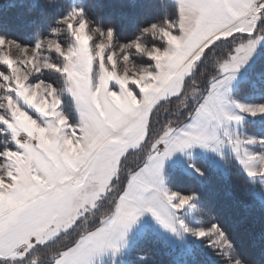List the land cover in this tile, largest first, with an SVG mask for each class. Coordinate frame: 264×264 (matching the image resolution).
Segmentation results:
<instances>
[{
  "label": "trees",
  "instance_id": "1",
  "mask_svg": "<svg viewBox=\"0 0 264 264\" xmlns=\"http://www.w3.org/2000/svg\"><path fill=\"white\" fill-rule=\"evenodd\" d=\"M69 4H84L90 17L116 25L125 40L133 38L140 27L175 15L171 8H175L174 4L170 5L166 0H0V36L32 44L54 28H63L60 20ZM262 29L264 23H259L255 35ZM243 35L236 33L213 41L210 45L215 46L195 63L196 68L183 81L180 93L160 102L153 109L145 140L140 149L126 154L121 175L113 181L116 191L110 198L119 196L127 186L131 173L144 165L154 152L158 135L160 138L170 125L178 128L191 119L211 91L213 81L221 76L217 67L233 54L238 44L245 41ZM233 96L264 104V45L258 46V55L238 82ZM246 116L243 135L257 137L259 142L253 147L264 149V114ZM4 144L9 148L14 146L12 142ZM226 158L227 164L217 167L206 156L188 157L184 163L194 164L196 170L190 172L182 163L168 166L164 173L165 182L170 189L195 197L192 204L200 219L187 218L189 228L207 229L218 225L235 242L242 258L252 264H264V177L262 182L251 179L235 159ZM112 203L111 199L104 201L86 221L61 232L51 241L37 245L21 258H7L6 264H20L29 255V264L53 262L85 234L101 226L103 217L112 212ZM190 235L186 244L172 245L148 228L134 241L128 250V260L122 264H221L206 239L198 240ZM142 254H146L147 258L140 259ZM0 264L5 262L0 261Z\"/></svg>",
  "mask_w": 264,
  "mask_h": 264
},
{
  "label": "clouds",
  "instance_id": "2",
  "mask_svg": "<svg viewBox=\"0 0 264 264\" xmlns=\"http://www.w3.org/2000/svg\"><path fill=\"white\" fill-rule=\"evenodd\" d=\"M173 3L174 16L140 27L138 33L127 40L121 38L116 25L105 24L102 20L90 17L84 4L75 6L69 4L60 20V23L67 26V31L73 39V43L67 49H64L58 40H50L47 37L43 41H38L34 48L18 41H9L19 49L14 61H5L10 66L15 65L11 67V72L15 75L19 94L26 102L30 101L33 89H43L47 93L45 100L51 97L50 102L41 103L37 108L45 115L48 112L53 113L52 118L46 120L44 124L37 125L31 121L25 124L23 122L25 114L19 111L13 113V119L19 117V126L27 133L19 143L26 162L24 168L28 170L29 176H32V173L43 174V163L47 161L58 169L57 180L60 184L72 185L71 191L78 200L88 201L103 188L106 176L98 174L99 164L86 181L75 180L79 165L95 159L92 151L93 122L97 119L102 121L109 119V117L101 119L99 116L95 101L101 97L96 93H102L103 99L108 100L109 84L112 80H118L122 84L124 95H127L126 86L134 84L141 89L142 98L148 100L158 95L161 90L174 87L179 82V77L174 75L178 69L172 57L188 52L196 55L192 37L200 27V16L193 7L192 0H173ZM254 21L255 17L251 21L241 23L254 27ZM59 31L60 29L56 28L52 30L53 34ZM148 37L152 40H163L164 47L161 48L155 43L149 44ZM2 42L3 39L0 38V43ZM41 44L50 52L54 51L61 55L64 63L57 64L48 57L37 55ZM138 58H143L148 63H138ZM32 60L35 63H32ZM45 70L55 71L64 77L63 87L58 89L53 83L42 79L36 83L30 82L29 78L33 73ZM154 80L156 86L144 91L143 86L152 85ZM65 96L72 103L71 112L64 109ZM144 107L146 105L133 108L132 111L140 112ZM112 110L118 109L113 106ZM106 147L107 151L115 153L119 151L120 145L107 142ZM3 167L5 165H0V168ZM248 175L251 176L249 172ZM261 176L264 177V174ZM19 190L20 185L11 190L5 189L13 198ZM154 194V191H150L146 196L152 197ZM123 197L124 195L120 196L112 213L103 219L102 227L96 230L99 232L104 229L103 241L115 245L114 248L117 245L123 246L129 230L122 224L113 223ZM128 203L137 206L138 202L130 199ZM158 203L159 200L153 201L154 205ZM178 229L184 232L191 231L198 239H206L220 258L221 264H252L238 254L235 242L218 225L214 224L207 229H193L183 220H179ZM200 232H204L205 235H199ZM146 258V254L140 256V259ZM30 259L31 255L20 264H29ZM58 262L59 260L56 264ZM112 264H116V260H113Z\"/></svg>",
  "mask_w": 264,
  "mask_h": 264
},
{
  "label": "rangeland",
  "instance_id": "3",
  "mask_svg": "<svg viewBox=\"0 0 264 264\" xmlns=\"http://www.w3.org/2000/svg\"><path fill=\"white\" fill-rule=\"evenodd\" d=\"M160 1H165V0H160ZM166 1L169 2L170 5H172L171 3H173V1L171 0H166ZM258 2L264 3V0H259ZM171 8L174 9L175 11V8L173 7ZM159 18L161 19V16ZM163 20L164 19H162L161 21ZM62 26L63 28L58 33L53 34L51 30L47 35L39 38L36 42L26 45H29L34 48L35 44L38 41H43L44 38L47 37L50 40H58L59 43L63 46V48L67 49L69 45L73 43V39L71 34L67 31V26L64 25L63 23ZM256 30L257 29L255 28V31ZM66 31H67V35H66ZM231 35L233 34H227L222 37H229ZM262 36H264V30L257 35V37H262ZM0 38L3 39V42L0 43V126L3 125V127H0V165H5V167L0 168V182L2 183V186H6L4 189L11 190L15 188L17 185L21 184V172L19 171V169L24 168V164L26 162L23 156V149L20 148L19 142L23 141L25 135H27L25 130L20 128L19 126L18 123L19 117L13 119V113L19 111L20 113L25 114L23 120L25 124H28L29 121H31L32 123L37 125L44 124L46 120H50L53 116V113L48 112L45 115L44 113L37 110V108L40 106L41 103H48L51 100V97H48L47 100L44 99L47 96V93L43 89H33L30 95L29 102H26L24 97L19 94V90L17 88V82L15 80V75L11 72V67H14L15 65L10 66L9 63L5 62V61H14L16 59V54L19 51V49H16L11 43H9V41L12 40L18 41V40L5 36H0ZM147 39L149 44L155 43L161 48L164 47L163 40H152L150 37H148ZM245 42L246 41H243V43ZM241 44L242 42L238 44L236 48H238ZM259 45H264V40L258 43L249 61L245 65L241 66L239 70L229 67L227 71H224L221 66L225 63V61L221 63L220 66L217 67V71L221 76L217 77L212 83L213 90L212 92L209 91V93L211 94L209 95L211 101L208 102L206 105H203L202 103L199 107L203 109L201 112L209 111L207 109L214 111L212 115L215 117L217 113L226 111L229 113L241 115L243 117V120L241 122H237L234 119L230 121L224 120L221 123L218 119H216L218 123H216V125L214 124L213 128L210 129V131H207L204 138L201 139L199 142H197L196 148L190 152L189 157H194L200 154L211 159L215 166L224 167L227 164L226 157L230 156L232 159H235L238 162L240 167L248 175V170L244 167V165L240 163L239 159L236 156V152L234 150V142L239 141L240 142L239 147L242 153L244 150H246L250 155L255 156V159L252 162L253 166L255 168L264 167V160L261 159V157L264 156V149L260 150L253 147V145H256L259 142V139L255 136L245 137L242 131L243 121L246 119L247 117L246 115H251V116L254 115H252L251 113L241 112L240 108L238 107V105L240 104H245L250 106H258L262 104H257L255 102L239 99L233 96V91L238 85V82L240 81V79L243 78L246 69L251 65V62L258 55ZM37 55L48 57L52 62L57 64L64 63L63 57L61 55H59L54 51L50 52L43 44H41V48L37 51ZM178 55L179 54L175 56ZM192 57L193 56L189 57L190 59L188 58L186 59V61L191 60ZM29 59H31V57H29ZM32 63H35V61L32 60ZM138 63H148V61H146L143 58H138ZM195 68H196L195 65L191 66V72L188 76L183 78L182 85H183V81L191 75V73L195 70ZM95 70L96 69L94 68L93 71ZM41 79L53 83L58 89L63 87L64 77H62L59 73L55 71L45 70L40 73H33V75L29 78L30 82L32 83H36ZM150 86L151 85H144L143 89H148L150 88ZM155 86H156V81L154 87ZM126 87H127V93H129L134 100H137L136 95L141 94V89L134 84H129ZM109 92H110V96L109 99L106 101L103 99L102 93L100 92L96 93L97 96L101 97V99H97L95 101L96 108L99 109L101 112L100 116H102L105 113L106 104L113 102V93L115 95L123 93L121 82L118 80H112L109 84ZM64 99H65V104H64L65 111L71 112L72 103L70 99L67 98V96H65ZM166 99L167 98H164L163 100L157 102L156 105L153 106V108L151 109L150 115L153 109L160 102ZM176 129H177L176 126L170 125L163 131V134L161 135L160 138L159 135L157 136V141L155 140V145L157 144L158 145L155 146L154 148L155 152H159L164 149L163 145H160V143L163 140L166 142L168 136L171 135L174 131H176ZM145 137L143 140H145ZM252 138H255L256 141L255 143H249L250 139ZM203 141L207 142L208 147L202 146ZM6 142L7 143L12 142V145L14 146L13 147L11 146L12 148H9L8 146H6V144H4ZM140 148H141V144L137 148L136 147L129 148L121 155H115L116 157L113 158L112 166H117L116 170L112 173L109 172L106 175V180L104 181L103 189L102 190L100 189L92 199L88 201H84L82 199L81 200L75 199V201L72 204L73 205L72 207L70 208L68 207L67 209L66 208L64 209L63 204H65L66 197H63L59 201H57L54 205H52V207L47 212L43 213V215L46 218V222L41 225V228H39L38 230H32L33 233L28 238L27 242H24L26 234L23 236L21 235L17 236L16 238L17 243L9 246L10 254L7 257L15 258V259L21 258L28 251L35 249L37 245L55 239L61 232H65L66 230L71 229L77 224L86 221L96 211V209L106 200L111 199V201H113V203L111 204L112 206L111 211H113L116 202L120 199V194L124 191L123 190L118 197L110 198L112 193L114 195L116 191V188L113 186V181L118 176L121 175V174L119 175V173H121L120 170L123 167L124 158L126 154L129 153L130 151H136ZM8 153H16V156H9ZM17 157H19V159H17ZM170 159L175 160L176 158H170ZM182 164L184 168L190 172L196 170L194 164L191 163L185 164L184 161L182 162ZM14 165H18V166H14ZM176 165H179V163L176 162L169 166H176ZM9 173H11V176L9 175ZM131 174L134 175L135 172H132ZM35 175H36L35 173H32V176ZM259 176L260 175H257L255 178H253L252 176L249 177L254 180L260 179V181L262 182L263 177L262 176L259 177ZM13 177H15V179ZM122 178L123 177L121 176L120 180ZM165 185L168 187L164 177L163 184H161V186H159L157 190H162L163 187H165ZM157 190L155 191V193L157 192ZM168 193L169 194L178 193L181 196H191L190 194L181 191L172 190L170 188ZM0 195L6 196L7 199L10 197L9 192L3 189L0 191ZM164 202L166 203V198ZM175 203H179V201L177 200L175 201ZM97 204L99 205L98 207L95 206ZM7 207L9 209H12L11 206H7ZM172 212L176 218L175 221V227L177 229L176 231L166 228L151 212H144L143 215H141L138 219L140 226L138 227L137 231L133 232V236L128 241L123 242L122 247L118 245L117 246L118 248L117 247L115 249L113 248L115 251L113 250L114 252L112 251L113 253H110L108 257L106 259H103L102 262L99 264H104V263L112 264L113 260H116V264L125 263L128 260L127 258L128 250L130 249L134 241L137 240L141 235H143L148 228H151L158 235L163 236L164 240L172 245L186 244V242L188 241L187 238L190 234H191L190 236L197 238L192 234L191 231L184 232L183 230L178 229L179 220H183L184 223L187 225L186 223L187 218H190L192 220L200 219V215L198 213H195V207H192L190 205L183 206L178 209H172ZM108 215H105L103 219H105ZM37 235L39 236L40 240H43L45 242L43 243L38 242ZM3 248L4 245H2V243L0 242V250H3ZM69 249L70 248L64 250L61 256H63V254L67 252ZM61 256L56 257L55 259H53V262L48 264H53L57 262L58 260H60Z\"/></svg>",
  "mask_w": 264,
  "mask_h": 264
},
{
  "label": "snow or ice",
  "instance_id": "4",
  "mask_svg": "<svg viewBox=\"0 0 264 264\" xmlns=\"http://www.w3.org/2000/svg\"><path fill=\"white\" fill-rule=\"evenodd\" d=\"M192 3L200 16V27L192 37L193 47L200 45L199 51L202 53L200 59H203L204 55L210 52L211 48L215 46L208 45L207 41L204 39L207 33L214 30L230 32L235 29L236 32L245 34L243 36L246 42L236 48L234 54L231 55L221 67L224 71H227L229 67L239 70L241 66L249 61L258 43L264 40V36L257 37L255 35V29L251 25L237 23V14L244 11V9L255 11L258 14L255 16V22L258 24L264 23V3H260L258 0H251L248 4H241L238 0H192ZM236 32L233 34H236ZM224 38L228 37H222V39ZM238 107L241 112L244 113H251L252 115L258 113L264 114V104L258 106L240 104ZM215 118L221 123L224 120L230 121L234 119L237 122L243 120L241 115L226 111L217 113ZM109 119L111 120L112 118L109 117ZM112 123L114 127H108L104 121L99 119L93 122L92 135L94 145L92 151L95 154V159L83 162L79 165V170L75 173V180L81 182L86 181L90 174H92L93 169L102 161L107 152L106 145L108 137L115 134L114 128H118L120 122L113 120ZM41 131H43V129H41ZM255 142V138L249 141V143ZM239 143V141L234 142V150L240 163L244 165L253 178L257 175L264 174V167L255 168L252 163L255 156L250 155L246 150L242 153ZM202 146L208 147L207 142L203 141ZM172 151V149H169L165 152V155L170 156ZM8 155L16 156V153H8ZM17 159H19V157H17ZM261 159L264 160V156H262ZM43 168V174L35 176H29L26 168L19 169L21 172V184L20 190L15 193V199L19 203L15 208L5 209L3 213L0 214V242L5 246L3 250H0V261L5 262V264L7 262V256L10 254L9 246L12 245L14 234L27 226L35 217L47 212L52 205L63 196L71 193L72 185H63L58 182V169H56L54 165L45 161L43 163ZM9 175L11 176V173H9ZM13 178L15 179V177ZM151 188V185L145 184L139 190L133 189L126 192L121 200L116 219L113 223L122 224L126 229H130L144 212H151L166 228L176 231V218L172 209H178L189 205L195 207V205L192 204L195 197L181 196L178 193L168 194L165 190H157L152 197H147L146 194L151 191ZM165 198L166 203L164 202ZM130 199H135L138 202L137 206L130 205L128 203ZM154 200H159L158 205L153 204ZM177 200L179 203H175ZM104 231V229H101L99 232L85 237L82 242L86 244L89 241H97L99 243V248L96 255H103L107 248L115 247V245L107 244L103 241L102 233ZM31 235V232L27 233L24 242H27ZM199 235L203 236L205 233L200 232ZM37 241L41 243L45 242L40 240L38 235ZM72 251L76 250H70V252ZM63 255L68 256L69 253L66 252ZM58 264H65V261L61 260ZM85 264H92L91 259H87Z\"/></svg>",
  "mask_w": 264,
  "mask_h": 264
},
{
  "label": "crops",
  "instance_id": "5",
  "mask_svg": "<svg viewBox=\"0 0 264 264\" xmlns=\"http://www.w3.org/2000/svg\"><path fill=\"white\" fill-rule=\"evenodd\" d=\"M238 2L241 4H248L251 2V0H238ZM257 15L258 14L255 11H249L248 9H244V11L237 14L236 22L245 25L244 23H241V21H251L252 18ZM253 23H254L253 28L257 29L258 23H256L255 21ZM234 32H236L235 29H233L230 32L214 30L212 32L207 33L204 39L207 41V43L210 44L216 39L225 36L227 34H233ZM199 48L200 45H197L195 47L194 50L196 51V55L194 56L192 55L191 52H188L185 54H179L178 56L172 57L178 69V71L174 75L179 77V82L174 87L163 89L154 98L148 100H144L142 98V94L136 95L137 100H134L129 93H127V95H124L123 93L115 95L113 93V102L108 103L105 106L106 109H109V111H105V113L102 116H100L101 112L98 109L99 116L101 117V119H104L105 117L112 118L111 120L107 119L104 121L105 124H107L109 127H114L112 123L113 120L120 122L119 127L114 128L115 134L110 135L108 137V142L120 145L119 151L115 153L107 151L105 153L102 161L98 165V174H102L103 176H106L109 172L111 173L114 172L117 168V166H112L113 158L116 157L115 155H121L129 148L131 147L137 148L140 146V144H142L143 139L146 135L151 109L160 100L171 97L173 95H177L181 91L183 78H185L190 74L191 66L195 65V63L199 60L200 55L202 54L199 51ZM191 56H193L192 59L186 61V59H188ZM154 84H155V80L153 81L150 88L154 87ZM147 90H149V88L144 89V91ZM212 90H213V86L210 92H212ZM209 95L211 94L209 93L208 96L203 100L202 102L203 105H206L208 102L211 101ZM142 105H146V107H144L142 111L140 112L132 111L133 108H138ZM113 106L115 109L118 110H112ZM202 110H203L202 108L197 109L195 114L191 117V119L188 122L178 127L176 131H174L171 135H169L166 142L163 140L160 143V145H163L164 149L159 152L154 151L148 157L144 165H142L135 172L134 175L133 174L131 175L127 186L125 187L124 191L120 194V196L124 195L126 192H129L133 189L139 190L145 184L151 185L152 186L151 191L155 192L158 189V187L161 186V184H163L164 182L165 169L169 165H172L176 162L180 164L186 158L189 157L190 152L196 148L197 142H199L201 139L204 138L207 131H210V129L213 128L214 124L216 125V123H218L215 116L212 115L214 111L207 109L210 111L209 113V111L201 112ZM169 149L173 150L172 154L170 156H166L165 152L168 151ZM170 158H176V159L171 160ZM146 165H148L149 167L146 168L145 167ZM5 187L6 186H2V183L0 182V191L2 189L5 190L4 189ZM162 190L168 192L169 188L165 185V187H163ZM63 197H66L65 204H63L64 209L65 208L67 209L68 207L69 208L72 207L73 206L72 204L75 201V199H78L72 193V191L70 194L65 195ZM18 203L19 202L11 196L7 199L6 196L0 195V214H2L5 209H9L7 206H11L13 209L18 205ZM45 222H46V218L43 214L35 217L32 221H30V223L27 226H25L24 228H22L21 230H19L14 234L12 244L17 243L16 242L17 236L20 235L23 236L25 234L27 235V233L29 232L33 233L32 230H38L39 228H41V225L44 224ZM139 226L140 224L139 221L137 220V223L133 224L131 228L128 230L127 235L125 237V242L128 241L133 236V232L137 231ZM101 227L102 225L85 234L74 246H72L67 251L69 255L61 256L59 261L64 260L65 264H85V261L90 258L91 261L93 262L92 264L94 263L99 264L102 262L103 259H106L110 253H113L115 251L114 250L115 248L113 249L112 247H109L103 253V255H96V252L99 248V243L97 241L94 242L89 241L86 244L82 243L85 237H88L91 234L96 233V230ZM70 250H76V251L70 252ZM108 250H110L111 252ZM53 264H56V262Z\"/></svg>",
  "mask_w": 264,
  "mask_h": 264
}]
</instances>
